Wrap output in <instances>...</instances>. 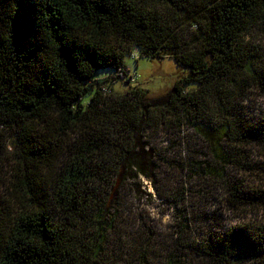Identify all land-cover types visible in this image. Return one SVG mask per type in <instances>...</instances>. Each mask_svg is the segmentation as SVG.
Segmentation results:
<instances>
[{"label": "trees", "instance_id": "trees-1", "mask_svg": "<svg viewBox=\"0 0 264 264\" xmlns=\"http://www.w3.org/2000/svg\"><path fill=\"white\" fill-rule=\"evenodd\" d=\"M263 37L264 0H0V264H264ZM134 54L173 87L114 93Z\"/></svg>", "mask_w": 264, "mask_h": 264}, {"label": "rangeland", "instance_id": "rangeland-1", "mask_svg": "<svg viewBox=\"0 0 264 264\" xmlns=\"http://www.w3.org/2000/svg\"><path fill=\"white\" fill-rule=\"evenodd\" d=\"M264 43V37H263ZM125 63L129 68V75H131L130 84L122 82H114L111 84L114 93H124L129 86H139L142 89L148 91L150 97H157L165 94L169 91L175 81L181 74V70L177 67L174 59L170 57H164L162 59H151L145 57H139L134 54L133 57H126ZM114 72L110 70H99L95 77L103 78L105 76H112ZM195 86H189L188 88H194ZM161 142V141H160ZM2 149V148H0ZM260 159H258V162ZM144 184H148V181L142 179ZM149 191L153 192L151 185H148ZM161 190H165V180L160 184ZM169 191V190H167ZM156 206L151 208L152 216L156 220L157 224L168 231L174 223L172 209H169L164 202L157 201ZM183 208V207H181ZM228 221L231 223L241 222L237 215H229ZM172 230H174L172 228Z\"/></svg>", "mask_w": 264, "mask_h": 264}]
</instances>
